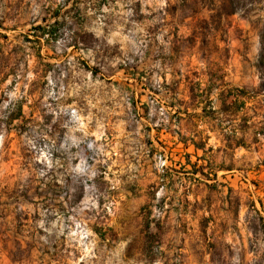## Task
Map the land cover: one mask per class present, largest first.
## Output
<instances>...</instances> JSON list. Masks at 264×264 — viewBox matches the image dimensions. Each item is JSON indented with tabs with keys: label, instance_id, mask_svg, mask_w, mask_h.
<instances>
[{
	"label": "rangeland",
	"instance_id": "obj_1",
	"mask_svg": "<svg viewBox=\"0 0 264 264\" xmlns=\"http://www.w3.org/2000/svg\"><path fill=\"white\" fill-rule=\"evenodd\" d=\"M228 10L0 0V264H264V2ZM233 61L258 85L231 90L246 95L251 155L230 164L263 174H248L249 204L217 194L202 209L175 194L185 185L167 167L173 110L212 108L200 75L219 89ZM211 117L213 128L232 120Z\"/></svg>",
	"mask_w": 264,
	"mask_h": 264
},
{
	"label": "crops",
	"instance_id": "obj_2",
	"mask_svg": "<svg viewBox=\"0 0 264 264\" xmlns=\"http://www.w3.org/2000/svg\"><path fill=\"white\" fill-rule=\"evenodd\" d=\"M223 73L224 78L219 89H215V78L202 80V75H200L199 80L204 81L202 85L206 87V98L211 101L213 107L210 108L207 101L198 106H191L182 112L180 108L175 107L173 113L182 118L180 123L172 128L180 132L177 133L175 130L170 132L171 136L167 141L170 151L168 170L171 171L170 174H177L173 178L176 183L178 182L177 185H185L181 187V190L177 187L175 194L180 195L181 191H184L189 204H196L202 209L217 204V201L212 199L217 194L225 195L226 205L230 204L229 200L233 195L238 194L241 197L245 196L249 204L250 199H255L256 195L251 190L252 185L257 186L258 183L251 182L248 174H263L259 169L253 173L242 166L230 164L231 159L239 157L243 159L251 155L250 145L247 144L240 125V110L243 108L239 109V106L244 105L242 101L246 95L240 90L239 93L231 90L256 87L258 80H254L248 73L245 75L242 66L236 64L235 61L225 65ZM212 114L231 117L232 120L227 123V126L223 123L221 128H213ZM186 115L193 116L194 121H197L198 129L194 132L188 131L185 126L183 119ZM181 132L182 134L188 133V138L181 137ZM234 139L238 141L235 142ZM240 201L242 207L243 199L241 198Z\"/></svg>",
	"mask_w": 264,
	"mask_h": 264
},
{
	"label": "trees",
	"instance_id": "obj_3",
	"mask_svg": "<svg viewBox=\"0 0 264 264\" xmlns=\"http://www.w3.org/2000/svg\"><path fill=\"white\" fill-rule=\"evenodd\" d=\"M228 12L227 13H233L237 11V9H242L247 7V5H251V8L255 6L256 4L264 2V0H226ZM260 40H261V49L259 52L258 60H257V66L259 68V71L261 72L262 80L259 85V92H263L264 94V23L262 25L261 31H260ZM241 93H244V90H241ZM264 136V127L262 128L261 132Z\"/></svg>",
	"mask_w": 264,
	"mask_h": 264
}]
</instances>
